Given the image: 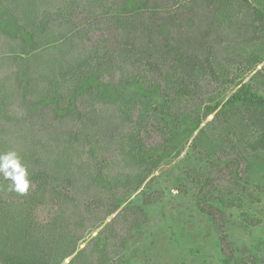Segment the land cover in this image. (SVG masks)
<instances>
[{"label": "trees", "instance_id": "16d2710c", "mask_svg": "<svg viewBox=\"0 0 264 264\" xmlns=\"http://www.w3.org/2000/svg\"><path fill=\"white\" fill-rule=\"evenodd\" d=\"M259 19L248 0H0V22L15 26H0V157L15 153L28 185L17 191L0 171V264H63L76 253L73 264L86 233L129 211L122 205L214 114L193 142L207 130L220 141L217 185L207 192L226 188V166L264 165V96L232 80L237 90L211 106L212 91L202 90L207 75L218 80L215 65L254 41ZM108 83L205 109L196 119L191 109L156 105L144 121L107 98L100 86ZM48 203L55 215L37 224L34 208Z\"/></svg>", "mask_w": 264, "mask_h": 264}, {"label": "rangeland", "instance_id": "374dc122", "mask_svg": "<svg viewBox=\"0 0 264 264\" xmlns=\"http://www.w3.org/2000/svg\"><path fill=\"white\" fill-rule=\"evenodd\" d=\"M248 1L251 11L261 15L255 24L254 41L235 48L234 62L215 65L218 80L210 75L204 78L210 85L202 90L212 91L206 98L211 106L223 104L237 90L232 80L251 82L252 90L264 96V62L252 65L255 56L264 57V0ZM0 26L15 31L12 20L0 22ZM100 90L110 101L138 111L144 121L156 105L173 109L176 114H181L184 108L191 109V116L196 119H201L205 109V105L186 96L172 95L161 104L149 87L108 83L101 84ZM214 115L200 120V127L184 143L180 155L159 167L152 175L154 178L148 179L122 205L129 211L125 210L120 217L121 212H117L86 233L77 244L76 252L82 253L73 264H264V165L250 161L230 172V167H224L223 163L226 188L221 185L209 194L208 187L217 185L212 173L221 150L218 134L207 130L208 138L193 142ZM201 187L205 189V198L200 194ZM146 196L155 198L145 204ZM207 205L219 209L216 219L201 212L200 207ZM55 213L50 203L36 206L33 211L40 225L50 222ZM52 248L54 257L57 244ZM75 255L63 264H68Z\"/></svg>", "mask_w": 264, "mask_h": 264}, {"label": "clouds", "instance_id": "9594fccd", "mask_svg": "<svg viewBox=\"0 0 264 264\" xmlns=\"http://www.w3.org/2000/svg\"><path fill=\"white\" fill-rule=\"evenodd\" d=\"M3 164L0 165V171H3L5 178H10L14 181L15 189L24 192L27 189V181L24 179L26 171L22 168L15 158V153H8L0 157Z\"/></svg>", "mask_w": 264, "mask_h": 264}]
</instances>
